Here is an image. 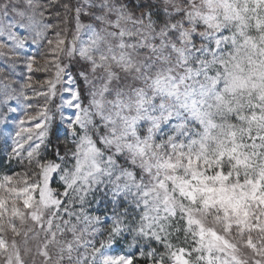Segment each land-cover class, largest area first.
<instances>
[{
	"label": "snow or ice",
	"instance_id": "6c2138e0",
	"mask_svg": "<svg viewBox=\"0 0 264 264\" xmlns=\"http://www.w3.org/2000/svg\"><path fill=\"white\" fill-rule=\"evenodd\" d=\"M45 44L40 111L0 78V264H264V0H0V57Z\"/></svg>",
	"mask_w": 264,
	"mask_h": 264
},
{
	"label": "rangeland",
	"instance_id": "374dc122",
	"mask_svg": "<svg viewBox=\"0 0 264 264\" xmlns=\"http://www.w3.org/2000/svg\"><path fill=\"white\" fill-rule=\"evenodd\" d=\"M50 39H55V33H49ZM29 54L35 57V62L33 63L32 70L29 71L26 67V63L23 61H18L13 66L11 60H6L4 57H0V78L5 74L10 76L13 81H15L16 95L19 96V100L10 101L13 107L17 108L15 113L17 119L23 118L25 113L29 115H34L37 111H40L46 103V97L44 94L49 92L48 81L53 79L55 76V58L50 53L48 46L45 44L44 47L33 46L29 49ZM66 62L67 57H62ZM25 84L30 85V87H24ZM59 89V86H58ZM23 91L24 95L20 96V92ZM24 96L28 99H24ZM57 97H53L52 101L48 103V107H55V103L59 102ZM31 104L32 107L29 108L28 105ZM30 126L29 123L25 124V127ZM2 139L4 137L0 136ZM11 143V140H9ZM17 174H23L18 172L11 174L15 179H20L21 177Z\"/></svg>",
	"mask_w": 264,
	"mask_h": 264
},
{
	"label": "trees",
	"instance_id": "16d2710c",
	"mask_svg": "<svg viewBox=\"0 0 264 264\" xmlns=\"http://www.w3.org/2000/svg\"><path fill=\"white\" fill-rule=\"evenodd\" d=\"M62 11V9H61ZM3 139L0 137V141H2ZM27 169L23 166H19L16 165L15 163H13L12 165H9L7 161H4V166L0 167V180L3 179V176L5 174L7 175H11V174H15L18 172H22L24 173Z\"/></svg>",
	"mask_w": 264,
	"mask_h": 264
}]
</instances>
